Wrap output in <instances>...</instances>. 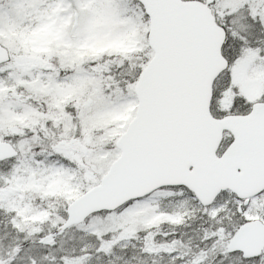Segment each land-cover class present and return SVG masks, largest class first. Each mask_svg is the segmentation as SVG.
<instances>
[{"label": "snow or ice", "instance_id": "6c2138e0", "mask_svg": "<svg viewBox=\"0 0 264 264\" xmlns=\"http://www.w3.org/2000/svg\"><path fill=\"white\" fill-rule=\"evenodd\" d=\"M0 264H264V0H0Z\"/></svg>", "mask_w": 264, "mask_h": 264}]
</instances>
